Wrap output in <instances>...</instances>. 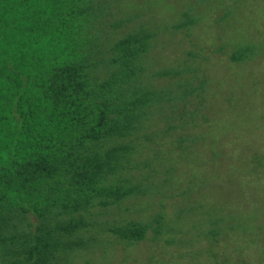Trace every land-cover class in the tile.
Segmentation results:
<instances>
[{
    "label": "trees",
    "instance_id": "16d2710c",
    "mask_svg": "<svg viewBox=\"0 0 264 264\" xmlns=\"http://www.w3.org/2000/svg\"><path fill=\"white\" fill-rule=\"evenodd\" d=\"M198 21L192 9L163 26L107 0H0V264H82L143 244L201 256L203 242L247 232L176 186L210 122V59L154 57Z\"/></svg>",
    "mask_w": 264,
    "mask_h": 264
},
{
    "label": "rangeland",
    "instance_id": "374dc122",
    "mask_svg": "<svg viewBox=\"0 0 264 264\" xmlns=\"http://www.w3.org/2000/svg\"><path fill=\"white\" fill-rule=\"evenodd\" d=\"M107 3L116 16L134 17L138 23L168 26L184 9H192L199 20L189 39L167 34L168 50L159 56L161 60L159 54L154 57L158 63H168L181 51L203 49L210 59V122L198 129L204 139L180 165L176 186L178 191L190 189L186 193L190 204L203 199L234 212L247 232L225 236L215 245L203 242L202 250L209 254L201 256L186 250L173 254L157 250L152 256L143 244L134 249L103 248L82 264H264V0ZM243 45L254 47L251 60L231 63L228 55Z\"/></svg>",
    "mask_w": 264,
    "mask_h": 264
},
{
    "label": "clouds",
    "instance_id": "9594fccd",
    "mask_svg": "<svg viewBox=\"0 0 264 264\" xmlns=\"http://www.w3.org/2000/svg\"><path fill=\"white\" fill-rule=\"evenodd\" d=\"M4 165H5V167L7 166L6 154H5V157H4ZM12 195L14 196L15 194L13 193Z\"/></svg>",
    "mask_w": 264,
    "mask_h": 264
}]
</instances>
